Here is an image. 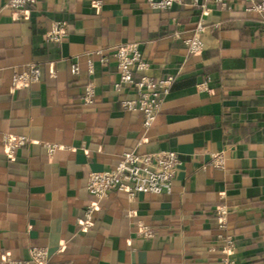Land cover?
<instances>
[{"label":"crops","instance_id":"1","mask_svg":"<svg viewBox=\"0 0 264 264\" xmlns=\"http://www.w3.org/2000/svg\"><path fill=\"white\" fill-rule=\"evenodd\" d=\"M6 1L0 0V258L26 261L41 247L53 264H222L215 211L226 204L233 264H264V13L247 12L246 0H227V10L210 2L204 14L194 0L159 12L147 0H37L29 18L18 21ZM201 19L204 50L189 55L185 42ZM57 21L67 23L68 36L56 44L45 34ZM127 43L139 44L151 76L175 77L148 130L139 111L122 109L113 88V50ZM30 63L42 70L41 82L11 88L14 70ZM75 63L82 71L73 76ZM206 80L209 91L199 86ZM89 81L93 106L82 102ZM134 96L125 90L126 98ZM9 132L31 138L12 161L2 139ZM45 142L61 147L50 155ZM135 148L180 155L173 193L129 200L112 191L94 226L82 231L79 219L95 201L89 174L111 170ZM213 153H224L225 169L210 164ZM139 223L154 236L141 237Z\"/></svg>","mask_w":264,"mask_h":264},{"label":"built area","instance_id":"2","mask_svg":"<svg viewBox=\"0 0 264 264\" xmlns=\"http://www.w3.org/2000/svg\"><path fill=\"white\" fill-rule=\"evenodd\" d=\"M182 0H147L151 10L168 11L175 4ZM214 2L223 10L230 9L227 0H194V5L199 6L202 13L210 11L209 3ZM37 0H7L5 7L10 10L14 20L22 21L29 18L31 9L37 4ZM103 0H95L94 6H101ZM245 10L257 14L264 13V0H246ZM193 36L186 40L185 45L189 55L199 54L204 49L203 35L207 33L204 20L201 19ZM68 28L65 21L53 23L50 30L45 34L46 40L51 43H61L67 38ZM113 53L119 69V80L115 82L114 91L119 97V102L124 111H139L144 119L143 127L148 130L156 121L165 98L171 93L175 77L168 75L156 79L149 74L152 69L151 63L146 59L140 50L138 43H127L124 46L115 48ZM101 57L102 63H107L108 58L104 52L96 51ZM71 74L79 75L82 71L78 63L71 66ZM89 74H94V61L88 62ZM137 75H139L137 77ZM42 70L35 63H30L22 70H14L11 88L14 90L25 89V87L41 82ZM205 91H209L208 81L199 85ZM130 88L135 96L126 98L125 90ZM96 89L93 81L85 84L82 102L86 106H93L95 103ZM5 156L8 160H14L20 148L31 142V138L14 133H4L2 135ZM44 147L48 154L53 155L60 149L61 145L45 142ZM210 164L219 169H225L224 153H213L210 155ZM181 164L180 155L172 150H164L159 153H140L136 148L124 152L119 162L107 171H95L89 174L86 188L95 201L88 204L84 215L79 219L82 231H88L94 226V217L100 208V202L107 198L112 191H117L127 195L129 200H135L140 195H163L172 194L174 190V179L177 167ZM228 205L222 204L215 211L217 219L219 239L223 245L221 248L222 264H233L231 254L235 248V235L229 228ZM139 235L143 238H152L154 230L151 226L139 223ZM29 260H15L7 254L0 258V264H53L49 251L41 247H33L30 250Z\"/></svg>","mask_w":264,"mask_h":264},{"label":"trees","instance_id":"3","mask_svg":"<svg viewBox=\"0 0 264 264\" xmlns=\"http://www.w3.org/2000/svg\"><path fill=\"white\" fill-rule=\"evenodd\" d=\"M221 243H222V241H221ZM222 245H223V243H222Z\"/></svg>","mask_w":264,"mask_h":264}]
</instances>
